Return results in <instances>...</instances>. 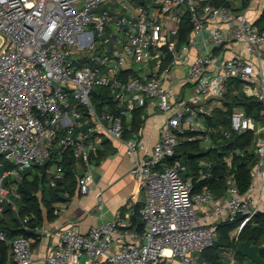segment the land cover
Instances as JSON below:
<instances>
[{"label": "built area", "instance_id": "1", "mask_svg": "<svg viewBox=\"0 0 264 264\" xmlns=\"http://www.w3.org/2000/svg\"><path fill=\"white\" fill-rule=\"evenodd\" d=\"M256 3L0 0V216L6 204L18 211L22 172L48 163L45 174L56 186L67 155L83 162L78 192L88 193L93 158L106 149V138L127 147L141 194L144 231L131 227L134 206L89 233L73 224L57 233L37 228L58 238L46 264H213L203 255L220 226L242 218L231 234L238 244L244 226L264 211V9L252 13ZM175 86H190L189 96L174 94ZM97 89L108 90L114 106L98 93L99 107ZM229 104V123L210 125L208 117L229 112ZM156 108L163 126L150 147L133 122L136 110L154 115ZM248 132L258 161L246 192L233 173L220 197L208 186L197 188L196 179L213 172L211 159L198 166L200 179L180 158L167 159L184 141H204L208 151ZM235 152L224 157L230 171ZM97 198L102 206V193ZM0 240L12 246L15 264H31L32 238L9 240L0 229ZM217 264L250 263L239 258L236 245Z\"/></svg>", "mask_w": 264, "mask_h": 264}, {"label": "trees", "instance_id": "2", "mask_svg": "<svg viewBox=\"0 0 264 264\" xmlns=\"http://www.w3.org/2000/svg\"><path fill=\"white\" fill-rule=\"evenodd\" d=\"M259 26L264 28V14L259 20ZM128 75H132L129 72ZM127 75V76H128ZM101 93H105V99L112 104L108 90L100 89ZM98 92H94L93 100L101 107L99 102ZM243 101L248 104V99L243 97ZM256 105V104H255ZM112 106H114L112 104ZM229 112L224 113L221 110H215L211 117H208L207 121L213 127L219 125H227L229 123L228 114H231L233 107L229 104ZM257 107L258 104H257ZM260 109V108H259ZM258 110V108H257ZM249 115H253L252 108L247 109ZM146 109L136 111L134 126L135 129L140 130L145 121ZM217 138V136H216ZM254 133L248 132L245 134L233 133L231 137L225 138L218 143L215 149L206 151L201 147V140L196 141H184L183 144L177 150L178 154H181V160H183L190 168V175H197L199 178L198 163L200 159L208 158L214 161V169L212 174L205 179H196L197 188L208 186L211 188L217 196H222L226 192L227 177L231 173L235 174L238 186L241 192H246L252 181L251 171L258 161V156L254 152ZM237 151L233 154V169L230 171L228 165L224 161V157L230 155L231 151ZM206 152L202 157L189 158L190 153ZM106 155V151H100L94 160L99 161ZM64 166V178L58 181L56 186L51 185V180L47 174L42 173L41 169L33 168L26 170L22 173V179L18 183V191L20 197L15 200L18 206V211L10 205H5L4 213L0 216V229H2L8 236V239H14L19 236H26L29 238L37 237V228L42 227L46 216L52 218L55 211V206L58 203H64L71 199L76 193H78V178L81 176L83 162L78 164L72 155H67L63 161ZM36 172L34 176L33 173ZM137 206L136 213L132 216L134 224H137L140 231H144V224L140 222ZM27 219V221H25ZM242 223V218L235 222H224L220 226V232L218 240L222 244V247H212L205 252L204 255L207 258H211L213 264H217L221 257L222 252L227 248H235L237 242L232 237V232L239 228ZM29 227V231L25 230L24 226ZM31 230L34 231L30 232ZM250 239L252 243L256 245L264 244V211L260 212L253 221L249 222L242 229L239 241ZM211 251L212 256L208 253ZM9 252V246L7 242L0 240V263L5 264ZM264 258V250L261 252ZM238 256L242 261H246L247 258L243 257L239 252Z\"/></svg>", "mask_w": 264, "mask_h": 264}, {"label": "crops", "instance_id": "3", "mask_svg": "<svg viewBox=\"0 0 264 264\" xmlns=\"http://www.w3.org/2000/svg\"><path fill=\"white\" fill-rule=\"evenodd\" d=\"M185 93L186 90H182L179 95L186 97ZM152 114L154 115H149L146 109L144 125L140 129L143 133V140L150 147L158 141L163 126L161 111L156 108L155 113ZM152 117L156 119V123L153 127H148V119ZM125 137L129 139L131 135L126 134ZM104 145L106 155L94 163V183L91 185L89 192L86 194L78 192L69 201L56 204L52 218L46 216L42 227L48 228L52 233H57L73 224L81 232L89 233L93 227L103 222L119 217L124 218L133 206L137 207L139 205L141 194L137 190V182L132 173L134 162L133 158L127 154V147L119 141L107 138L104 140ZM207 159H200L198 166L203 160ZM81 170V173H83V169ZM99 193L103 195L102 206H100L97 198ZM131 223L132 228L139 227L134 224L133 220ZM36 233L37 237L32 238L33 260L31 264H46L45 258L51 248L58 244V238L53 234H45L40 230H37ZM7 244L9 252L5 264H15L12 246L10 243Z\"/></svg>", "mask_w": 264, "mask_h": 264}, {"label": "water", "instance_id": "4", "mask_svg": "<svg viewBox=\"0 0 264 264\" xmlns=\"http://www.w3.org/2000/svg\"><path fill=\"white\" fill-rule=\"evenodd\" d=\"M242 104V103H240ZM206 154V152H198V153H190L188 155L189 158H197V157H202ZM176 158H181V154L175 153L173 155L167 156L168 160H173ZM48 166V163H44L41 166V171L42 173H46V168ZM25 230L29 231L28 229L25 228V226L23 227ZM30 232H33V230H31ZM215 248H219L222 247V244L220 243L219 240H217L215 242L214 245ZM264 250V244L263 245H256L254 243L251 242L250 239L247 240H242L239 241L237 244V251L245 258L250 259V261H252L253 263L256 264H264V258L261 255V252Z\"/></svg>", "mask_w": 264, "mask_h": 264}, {"label": "rangeland", "instance_id": "5", "mask_svg": "<svg viewBox=\"0 0 264 264\" xmlns=\"http://www.w3.org/2000/svg\"><path fill=\"white\" fill-rule=\"evenodd\" d=\"M123 1H126V2H129L131 5L135 6V3H137L139 0H123ZM264 9V0H257V3L254 5L253 7V10H252V13L254 12H257V14H260V12ZM256 19V17L254 18ZM1 42V40H0ZM173 75H174V78L178 77V74H177V71H173ZM168 83L169 84H172V85H175L176 84V80H174L172 83L170 80H168ZM182 89L181 88V91H180V87L179 86H175L174 88V91L173 93L174 94H179L180 92H182ZM96 92L98 93H101V90L100 89H97ZM190 94V86L188 87V89L186 90V98L189 96ZM238 109L240 110V107H238ZM156 123V119H154L153 117L148 119V123L147 125H149L148 127H153V125ZM206 144L204 143V141L201 142V147H205ZM23 173V172H22ZM36 174V172L33 173L32 176H34ZM48 178H49V175H48ZM227 249H231V248H227ZM209 256H212V253L211 251L208 253ZM206 255H203V257H205ZM211 259V258H210ZM248 259V258H247ZM248 262L250 264H256V263H253L252 261H250V259H248Z\"/></svg>", "mask_w": 264, "mask_h": 264}]
</instances>
